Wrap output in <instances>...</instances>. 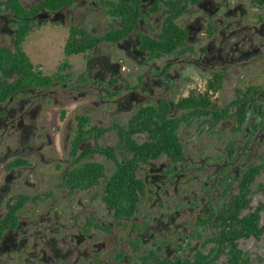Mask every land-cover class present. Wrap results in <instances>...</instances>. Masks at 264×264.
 Wrapping results in <instances>:
<instances>
[{
	"label": "flooded vegetation",
	"instance_id": "obj_1",
	"mask_svg": "<svg viewBox=\"0 0 264 264\" xmlns=\"http://www.w3.org/2000/svg\"><path fill=\"white\" fill-rule=\"evenodd\" d=\"M121 1L0 0V264H249L264 231L238 263L224 231L264 171V0H129L107 38ZM25 21L100 40L37 80L1 60Z\"/></svg>",
	"mask_w": 264,
	"mask_h": 264
},
{
	"label": "trees",
	"instance_id": "obj_2",
	"mask_svg": "<svg viewBox=\"0 0 264 264\" xmlns=\"http://www.w3.org/2000/svg\"><path fill=\"white\" fill-rule=\"evenodd\" d=\"M71 1L72 0H42L33 9L27 8L21 2V0H7L6 4L8 7L15 10L24 18L25 16L31 15L32 12L37 11L41 6L50 5L53 7H57L61 4H65ZM128 1L129 0H122L118 5L115 6L112 11L114 14L122 18V21L125 25L124 28L117 33H111L112 37L109 35L107 36V38L122 36L136 25L139 15L138 9L135 5H129ZM177 13L178 10H176L175 7H172L170 9V14L167 18L164 30V37H167L165 43H163L162 41L158 42L157 40H152L149 37H145V41H147L152 47L156 49L166 46L168 50H172L175 46L172 41V36L176 28L174 17L177 15ZM24 26L25 28L23 30V34L18 39V47L16 51L11 54H8L5 50L1 51L2 63L6 66H11L17 73H34V69H36L37 80H49L51 77L49 75L43 74L41 66L38 64H34L27 55V52L22 47V43L30 33V29H28V21L24 22ZM98 40H100L99 37L93 36L87 30L73 25L70 27V35L67 37L65 43V54L69 56L75 53H84L89 48H91ZM68 63L69 61L66 58L63 61L62 65L66 66L68 65ZM262 170H264V166L262 167ZM257 172H259V170L254 172L252 177L245 185L242 206L240 205V207L236 209L234 215L231 216L232 221H230L226 225L224 231L225 241H228V243L230 244L231 252H233L236 263H238V259L240 258L242 251L238 248V243L235 240L241 237H249L251 235L259 237L264 231V223L261 224L262 214L260 212L264 209V202H261L260 206H258L255 211H251L242 217L240 216L243 209L246 208L250 203L251 198L248 196L249 193L252 192L250 186L251 183L255 181ZM259 191L264 192V183L259 184Z\"/></svg>",
	"mask_w": 264,
	"mask_h": 264
},
{
	"label": "rangeland",
	"instance_id": "obj_3",
	"mask_svg": "<svg viewBox=\"0 0 264 264\" xmlns=\"http://www.w3.org/2000/svg\"><path fill=\"white\" fill-rule=\"evenodd\" d=\"M28 7L32 6L37 0H22ZM88 25H92L87 21ZM69 35V24H52L47 23L42 26H35V29L26 37L22 43L23 49L34 64L41 66L44 73L56 71L65 55V43ZM70 60L77 67H81L85 62L84 54L73 55ZM53 121H55L58 109L55 110ZM50 118V119H51ZM264 183V171L257 177L254 182L253 206H256L261 200H264V194L259 191V184ZM264 216V211H263ZM264 221V217H263ZM248 252L251 260L249 264H264V237L261 239H245L242 243Z\"/></svg>",
	"mask_w": 264,
	"mask_h": 264
},
{
	"label": "crops",
	"instance_id": "obj_4",
	"mask_svg": "<svg viewBox=\"0 0 264 264\" xmlns=\"http://www.w3.org/2000/svg\"><path fill=\"white\" fill-rule=\"evenodd\" d=\"M26 40V39H25Z\"/></svg>",
	"mask_w": 264,
	"mask_h": 264
}]
</instances>
